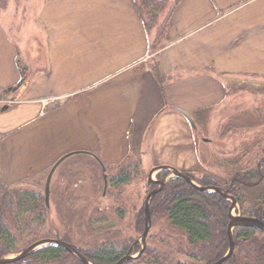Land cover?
Listing matches in <instances>:
<instances>
[{"label":"crops","instance_id":"crops-1","mask_svg":"<svg viewBox=\"0 0 264 264\" xmlns=\"http://www.w3.org/2000/svg\"><path fill=\"white\" fill-rule=\"evenodd\" d=\"M35 18L43 63L22 64L32 80L21 103L0 110L6 185L66 154L111 167L148 157L188 172L199 154L188 117L219 106L233 79L264 84V0H180L157 52L161 83L133 0H38ZM7 32L0 26V88L21 77L22 48Z\"/></svg>","mask_w":264,"mask_h":264},{"label":"rangeland","instance_id":"rangeland-1","mask_svg":"<svg viewBox=\"0 0 264 264\" xmlns=\"http://www.w3.org/2000/svg\"><path fill=\"white\" fill-rule=\"evenodd\" d=\"M172 1L174 0H170ZM37 5L38 0H0V26L8 31L10 38L22 48L17 53L16 64L22 67L23 63H29L33 70H36L38 61L42 65L45 52L44 40L32 30L37 24L35 20ZM154 32L153 30L151 33L152 38ZM20 79L11 86L13 89L18 87ZM31 80L32 74L28 72L21 87L16 91L6 92L4 100H0V110L2 106L8 105L13 109L21 103L22 91ZM11 87L0 88V91ZM199 115L202 117H198ZM199 115L193 114L192 118L189 117L194 124L191 126L196 136L199 154L198 164L188 172L195 179L206 176L220 187L230 189L226 182L236 173L235 166L237 164L245 166L243 165L245 161L234 164L242 149L256 146L258 144L256 139H264L262 123L264 84L252 80L233 79L227 83L224 101L212 110L201 111ZM229 120L250 123L252 129L234 132L230 128L232 124H228ZM228 127L229 132L224 133ZM64 156H60L52 166ZM78 159L80 161H77ZM87 159L77 155L68 156L52 173L48 186V219L43 226L42 235H49L47 238L67 235L71 245L82 249L105 244L109 240L112 242L117 240L119 243L127 239L133 241L131 248L134 252L129 254L136 256L141 246L140 235L144 227L141 229V225L137 226L135 219L139 211L142 208L144 210L147 193L157 187L156 184L149 186L147 183L148 173L153 168L151 161L146 157L144 168L141 166L136 173L132 172L130 182L115 189L110 184V177L118 172V165L107 166L103 171L91 158ZM255 165L252 164L254 167ZM49 171L16 185L22 191H43ZM158 173L159 171L153 175L156 180L166 182L171 177L167 171L164 179ZM243 188L252 202L256 200L259 203L260 200H257L256 196L263 191L264 180L259 185ZM229 194L233 196L232 193ZM233 212L241 214L238 202ZM146 245L148 249L166 252V264H176L180 261L199 264L187 256L185 234L173 228L164 217H150ZM10 256L13 254L8 255Z\"/></svg>","mask_w":264,"mask_h":264},{"label":"trees","instance_id":"trees-1","mask_svg":"<svg viewBox=\"0 0 264 264\" xmlns=\"http://www.w3.org/2000/svg\"><path fill=\"white\" fill-rule=\"evenodd\" d=\"M180 0H133L135 10L142 19L146 33L150 36L149 52L153 54L150 70L161 83L163 75L157 66V52L167 45V27L172 11ZM154 32L152 38L151 33ZM20 67V66H19ZM26 70L20 67L21 79L18 87L0 91V100H4L6 92L16 91L25 83ZM195 115H199L196 113ZM198 117H202L199 115ZM264 124V120L262 121ZM234 132L252 129L249 124L241 120L228 121ZM229 127L224 133L229 132ZM256 146L244 147L234 162L243 165L236 167V173L227 180L230 193L239 203L241 215L261 217L264 199V189L252 202L243 187L259 185L264 180V139H256ZM94 163L102 170V163L94 153ZM80 156V155H78ZM86 156V155H85ZM134 159V160H132ZM132 160V161H130ZM102 164V165H101ZM252 164H256L255 167ZM106 169V165H103ZM142 166L139 157H126L118 164V172L110 177V184L115 189L130 182L131 173ZM47 169L46 171H49ZM182 173L190 176L202 185L219 186L214 180L203 176L195 179L189 172ZM159 176L165 178L166 171H159ZM154 186V184H149ZM220 187V186H219ZM226 187V185H225ZM121 193L120 191H112ZM119 196V194H118ZM230 202L216 192L199 191L180 178L168 179L163 188L154 194L149 202L150 217H164L169 224L185 234L187 256L199 264H211L221 258L228 249L227 225L228 208ZM48 204L46 203L45 185L43 191H22L17 185H6L0 180V258L15 255L32 243L47 238L42 235L45 225ZM264 220V218H263ZM135 221L143 229V208L139 211ZM234 250L232 255L222 264H264V231L257 228L240 227L233 230ZM59 237V238H58ZM49 237L70 242L67 235ZM110 241L92 248H77L91 264H114L127 253L132 254L133 241L127 239L117 243ZM121 243V244H120ZM70 244V243H69ZM136 249L138 247L136 246ZM129 251V252H128ZM167 253L157 249H148L136 258L124 264H166ZM10 264H83L71 253L55 245H45L34 250L30 255L17 263ZM176 264H190L177 262Z\"/></svg>","mask_w":264,"mask_h":264},{"label":"water","instance_id":"water-1","mask_svg":"<svg viewBox=\"0 0 264 264\" xmlns=\"http://www.w3.org/2000/svg\"><path fill=\"white\" fill-rule=\"evenodd\" d=\"M190 123L192 125L193 122L192 120L188 117ZM67 156L69 155H65L64 157H62L61 159H59L51 168L50 171L47 175L46 178V183H45V194H46V203L48 204V186H49V182L52 176V173L54 172L55 168L59 165V163L64 160ZM102 165V164H101ZM104 166L102 165V170L104 171ZM167 171L168 173H170L171 178H180L182 180H184L185 182L189 183L193 188L199 190V191H206V192H216L218 194H220L221 196H223L224 198H226L227 200H230V205L228 208V225H227V237H228V249L227 252L221 257L219 258L217 261L211 263V264H222L226 259H228L234 250V236H233V230L235 228H240V227H250V228H257L259 230L264 231V199L262 200L261 204H262V208H263V212L261 217H251V216H244L241 215L239 213H234V209L237 205V202L235 200V198L233 196H231L228 192H229V188L228 189H224L222 187L219 186H215V185H208V186H203L198 184L197 182H195L190 176L182 173V171L169 166V165H160V166H155L153 167L147 176V183L148 184H156L157 187L152 189L151 191H149L145 197V201H144V230L142 232V234L140 235V249L139 252L137 253L136 256L140 255L143 250L145 249L146 246V236L148 234L149 228H150V215H149V202L150 199L152 198V196L154 194H156L157 192H159L165 182L162 180H156L153 178V175L155 172L158 171ZM103 177L105 179V175L103 174ZM104 184L106 186V179L104 180ZM45 245H55V246H59L61 248H63L64 250H66L67 252L71 253L76 259H78L79 261H81L83 264H91L88 259L86 257H84L74 245H71L65 241L59 240V239H53V238H44V239H40L34 243H32L31 245H29L28 247L24 248L23 250H21L20 252H18L17 254L10 256V257H2L0 258V264H10V263H17L18 261H20L21 259H24L25 257H27L28 255H30L34 250H36L37 248H40L42 246ZM136 256L130 255L129 253H127L126 255L122 256L116 263L114 264H124L126 261L136 258Z\"/></svg>","mask_w":264,"mask_h":264},{"label":"flooded vegetation","instance_id":"flooded-vegetation-1","mask_svg":"<svg viewBox=\"0 0 264 264\" xmlns=\"http://www.w3.org/2000/svg\"><path fill=\"white\" fill-rule=\"evenodd\" d=\"M230 185H228V187H229ZM230 193V192H229Z\"/></svg>","mask_w":264,"mask_h":264}]
</instances>
